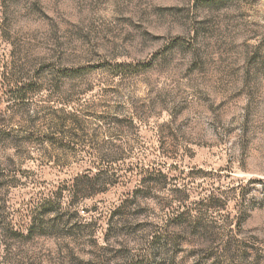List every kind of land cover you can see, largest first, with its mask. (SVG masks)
<instances>
[{"label":"rangeland","instance_id":"374dc122","mask_svg":"<svg viewBox=\"0 0 264 264\" xmlns=\"http://www.w3.org/2000/svg\"><path fill=\"white\" fill-rule=\"evenodd\" d=\"M0 223V264H264V0H0Z\"/></svg>","mask_w":264,"mask_h":264},{"label":"trees","instance_id":"16d2710c","mask_svg":"<svg viewBox=\"0 0 264 264\" xmlns=\"http://www.w3.org/2000/svg\"><path fill=\"white\" fill-rule=\"evenodd\" d=\"M57 126L59 128L62 127L59 124H57ZM71 192H72L73 195H76V194L80 193V191L79 190L77 191L76 189H73ZM89 194H92V193H89ZM119 219H122V221L125 220L124 212H121V210H117L116 212H114L112 214V216H111V218L109 220V223H108V231H110V232H112L114 234L117 233V224H118V220ZM110 232H108V233H110ZM15 234H17V232L14 231V230L11 231L10 230V226L5 225L4 223H0V238L5 243L6 248H9L10 246H12L11 242L16 240ZM112 236H116V234L115 235L107 234V239L106 240L109 241V238L112 237ZM22 237H23V239H24V237H26L25 238L26 240H30V238H33L34 237V229H33V227L29 229L28 235H24ZM7 260H11V258L7 257Z\"/></svg>","mask_w":264,"mask_h":264}]
</instances>
